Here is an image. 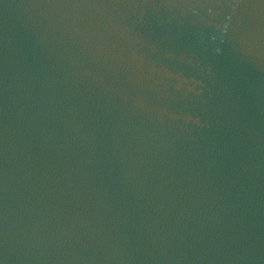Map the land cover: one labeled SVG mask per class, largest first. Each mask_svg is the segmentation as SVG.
Masks as SVG:
<instances>
[{
  "label": "water",
  "instance_id": "obj_1",
  "mask_svg": "<svg viewBox=\"0 0 264 264\" xmlns=\"http://www.w3.org/2000/svg\"><path fill=\"white\" fill-rule=\"evenodd\" d=\"M0 264H264V0H0Z\"/></svg>",
  "mask_w": 264,
  "mask_h": 264
}]
</instances>
